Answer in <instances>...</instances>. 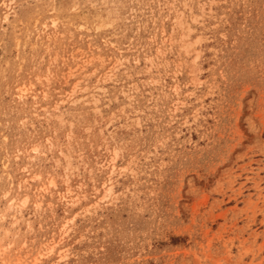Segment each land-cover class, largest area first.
Listing matches in <instances>:
<instances>
[{
    "label": "rangeland",
    "instance_id": "1",
    "mask_svg": "<svg viewBox=\"0 0 264 264\" xmlns=\"http://www.w3.org/2000/svg\"><path fill=\"white\" fill-rule=\"evenodd\" d=\"M0 264H264V0H0Z\"/></svg>",
    "mask_w": 264,
    "mask_h": 264
}]
</instances>
